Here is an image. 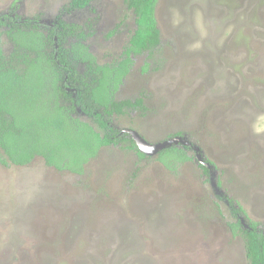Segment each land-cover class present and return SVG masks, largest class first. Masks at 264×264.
I'll return each mask as SVG.
<instances>
[{
    "label": "rangeland",
    "instance_id": "374dc122",
    "mask_svg": "<svg viewBox=\"0 0 264 264\" xmlns=\"http://www.w3.org/2000/svg\"><path fill=\"white\" fill-rule=\"evenodd\" d=\"M72 6L0 0V19L58 29L66 21L92 35L82 44L97 65L129 58L115 100L142 105L110 125L151 145L181 138L191 161L159 159L168 148L141 159L124 143L101 148L82 175L41 157L0 164V264H250L226 200L244 211L246 227L264 232V0H158L159 46L129 56L138 26L125 0ZM6 30L8 62L15 46ZM79 39L68 36L65 46ZM78 67L85 72L84 62ZM77 119L98 128L70 111L69 121Z\"/></svg>",
    "mask_w": 264,
    "mask_h": 264
},
{
    "label": "trees",
    "instance_id": "16d2710c",
    "mask_svg": "<svg viewBox=\"0 0 264 264\" xmlns=\"http://www.w3.org/2000/svg\"><path fill=\"white\" fill-rule=\"evenodd\" d=\"M91 1L72 0V7L82 11ZM157 1L125 0L128 9L136 14L139 28L129 42L128 56L141 54L148 48L155 52L159 46L154 16ZM8 21L9 25L2 22L0 26L8 27L6 35L15 46L11 60L18 56L20 61L17 64L5 62L0 50V164L25 167L41 157L48 167L57 171L82 175L84 164L96 157L101 148L124 143H130L126 148L135 150L145 159L134 140L127 135L122 137L120 130L110 125L112 116L125 115L142 105L141 100L136 103L115 100L114 95L128 74L129 58L122 63L97 65L95 57L81 45L92 35L66 21H59L64 30L49 26L40 28L34 22L15 18H8ZM44 29L49 30L48 35H44ZM68 36L81 38L73 46L69 58L60 49L48 48L47 44L54 43V37L62 43ZM60 47L64 48L62 44ZM83 62L85 72L78 70ZM145 71L147 67L143 68ZM68 88L70 91L66 92ZM75 105L80 106V115L87 114L97 122L98 128L80 119L69 121L68 112L70 109L71 113L76 112ZM97 107L103 108L107 117L102 118V113L96 112ZM182 147L181 150L175 146L168 148L159 154V159L168 157L179 163L191 161L186 151L192 149ZM226 203L230 208L229 227L233 236L243 238L249 263L264 264V232L257 224L250 223L246 227L241 218V215L246 216L244 211L235 208L231 201L226 200Z\"/></svg>",
    "mask_w": 264,
    "mask_h": 264
},
{
    "label": "flooded vegetation",
    "instance_id": "af4514ba",
    "mask_svg": "<svg viewBox=\"0 0 264 264\" xmlns=\"http://www.w3.org/2000/svg\"><path fill=\"white\" fill-rule=\"evenodd\" d=\"M94 0H92L89 4H88V6L87 7H85L83 10H86L89 6H90V4L93 2ZM72 9H73V7H72ZM74 10V9H73ZM72 10V11H73ZM75 10H77V11H79L78 9H75ZM4 23V22H6V24L7 25H9V21H8V18H1L0 19V23ZM34 24H36V22L34 23ZM53 27V26H52ZM7 28V30H8V27H6ZM7 30H6V32H7ZM58 30H64V29H58ZM57 31V30H56ZM68 38V37H67ZM67 38H66V40H67ZM53 41H54V43L53 44H47V46H48V48L51 50V47L50 46H53L55 49H57L58 51H62V53L64 52L65 54H66V56H67V58H69L70 56H71V54H70V52L72 51V49H73V46L75 45V43H77V42H72L71 44H70V48L68 49L65 45H66V41L65 42H60L59 40H58V38L57 37H54L53 38ZM81 42V41H80ZM83 42H81V45L86 49V51H87V47L86 46H84L83 44H82ZM60 44H62V46H64V48L62 49V47H60ZM60 49V50H59ZM49 50V51H50ZM1 53H2V57H1V59H4V61L6 62V59L5 58H3V57H5L4 56V54H3V52L1 51ZM127 53H128V49H127ZM126 53V54H127ZM14 55V54H13ZM131 55H133V54H131ZM127 56H128V54H127ZM73 58V57H72ZM12 61H14L15 63H16V61H18L16 58H14V60H9L8 61V63L9 62H12ZM14 63V64H15ZM119 89H120V87H119ZM70 90H69V88L66 90V92H69ZM118 92V91H117ZM116 94V93H115ZM69 102H67L66 103V107H67V109L69 108ZM75 107H76V112H82V110H81V108H80V106H78V105H75ZM101 110H102V112H101ZM70 111H71V109H70ZM70 111L68 112V113H70ZM129 111H132V110H129ZM96 112H99V113H104V109L103 108H100V107H97L96 108ZM84 116L86 117L87 116V114L85 115L84 114ZM103 118V117H102ZM115 129H117L116 127H114ZM118 130H120V134H121V136L123 137V136H125V135H127L128 136V138H131L132 140H134L133 139V137H132V134H131V132L130 131H127L126 129H124V130H121V129H118ZM115 132H117V131H115ZM112 146V145H111ZM113 146H115V145H113ZM107 147H109V146H107Z\"/></svg>",
    "mask_w": 264,
    "mask_h": 264
},
{
    "label": "water",
    "instance_id": "95a60500",
    "mask_svg": "<svg viewBox=\"0 0 264 264\" xmlns=\"http://www.w3.org/2000/svg\"><path fill=\"white\" fill-rule=\"evenodd\" d=\"M131 134H132L133 139L136 141V144H137L139 150L143 154L148 155V156L153 155L156 152H159V151L164 150L166 148H171L173 146L181 145V146L191 147V145L188 142H185L181 138H175V139H172L171 141L165 142L163 144L151 145V144L147 143L146 141H144L143 139H141L136 133L131 132ZM194 150H195V153L197 154V160L209 168V166L203 162L201 156L199 155V150L196 148H194Z\"/></svg>",
    "mask_w": 264,
    "mask_h": 264
},
{
    "label": "clouds",
    "instance_id": "9594fccd",
    "mask_svg": "<svg viewBox=\"0 0 264 264\" xmlns=\"http://www.w3.org/2000/svg\"><path fill=\"white\" fill-rule=\"evenodd\" d=\"M138 27H137V29H136V31L134 32V35L132 36V39L135 37V35H136V32L138 31ZM111 33V32H110ZM113 34H114V32H113ZM130 42V41H129ZM148 49H150V48H148ZM148 49H146V50H148ZM142 71H143V69H142ZM148 71H145V72H143V73H147ZM134 142H135V145L137 146V144H136V141L134 140ZM192 147V146H191ZM137 148H138V146H137ZM139 149V148H138ZM141 152V151H140ZM142 153V152H141ZM143 154V153H142ZM145 155V154H144ZM145 156H148V155H145ZM201 163V162H200ZM205 163V162H204ZM202 164V163H201ZM205 164H207V163H205ZM208 166H209V164H207ZM202 166H204V167H206V168H208L206 165H204V164H202ZM209 170H210V167L208 168Z\"/></svg>",
    "mask_w": 264,
    "mask_h": 264
}]
</instances>
